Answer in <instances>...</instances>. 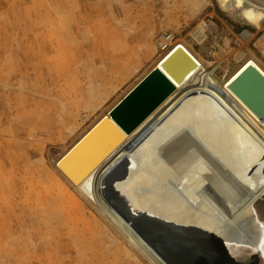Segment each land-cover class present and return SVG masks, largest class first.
<instances>
[{
  "label": "bare ground",
  "instance_id": "1",
  "mask_svg": "<svg viewBox=\"0 0 264 264\" xmlns=\"http://www.w3.org/2000/svg\"><path fill=\"white\" fill-rule=\"evenodd\" d=\"M54 5L53 17L61 22L52 27L53 17H41V30L54 53L53 64L62 67L70 62L67 51L75 48L70 39L79 30L75 23L63 26L66 1ZM232 8L234 15L263 32L256 43L262 61L251 52H236V67L226 71L223 81L213 75L221 62L212 70L194 64L187 77L165 74L158 64L152 65L58 156L50 170L35 164L32 155L39 151L32 146L55 132L37 125L10 127L14 143L8 141L5 150L0 146L1 176L7 172L21 185L12 203L5 199L2 224L14 219L17 227L14 231L9 222L2 228L3 237L22 238L27 225L34 223L36 210L28 202L35 191L38 201L49 196L58 202L55 234L79 242L81 248L72 244L71 250L82 251L89 241L99 240L105 244L103 254L116 251L135 264H264V84L254 73L264 78V0H233ZM46 23H51L48 29ZM160 38L157 47L167 52L175 40L160 44ZM163 44L167 49L161 51ZM176 53L182 56L180 49ZM222 58L228 60L226 54ZM89 65L82 63L75 74ZM105 73L104 69L94 79L82 75L93 104L99 99L95 91L105 89L118 74ZM145 76L148 81L137 87L141 92L148 84L138 99L145 102L143 115L128 126L121 122L120 115L136 100L135 90L110 117L113 107ZM70 220L72 228H66ZM58 243L55 246L61 249Z\"/></svg>",
  "mask_w": 264,
  "mask_h": 264
},
{
  "label": "rangeland",
  "instance_id": "2",
  "mask_svg": "<svg viewBox=\"0 0 264 264\" xmlns=\"http://www.w3.org/2000/svg\"><path fill=\"white\" fill-rule=\"evenodd\" d=\"M55 1L58 0H0V126L3 127L0 146L6 149L8 141L14 143L10 127L37 125L40 130L55 132L49 139L41 138L32 146L38 148L39 152L32 156L35 164L43 166V171L50 170L58 156L97 117L175 46L195 59L196 68L212 70L221 62L213 69L219 81L226 78L227 70L235 69L233 55L236 52H251L263 60L256 45L262 31L234 15L233 0H59L67 3L66 15L61 18L63 26L75 23L79 31L76 38L70 39L75 48L67 51V56L71 57L69 64L55 66L51 45L43 38L41 30L44 29L41 17L57 16ZM52 21L53 27L59 20L53 17ZM46 25L48 29L51 23ZM165 32L176 39L172 47L162 53L157 39ZM253 40H256V51L251 44ZM223 54L228 57L225 62H222ZM82 63L90 65L77 76L75 73ZM115 65L118 68H114ZM104 69L108 75L112 70L118 74L114 81L107 82L109 85L104 91H95L99 99L93 104L86 94L82 75L89 79L100 78ZM23 138L24 135L21 142ZM4 150H0V160ZM41 153L43 159L39 158ZM2 173L0 166V264H135L116 251L108 250L109 253L103 254L105 244L99 240L89 241L82 251L71 250L72 244L81 248L79 242H68L65 234L59 233V237L55 234V223L60 221L56 210L58 202L50 200L49 196L38 201L35 191L30 192L28 202L36 210L34 223L22 230V238L3 237L2 228L13 224L15 231L17 227L14 219L8 221L10 224H2V221L3 214L7 215L5 199L12 203L13 194L21 183L18 177L13 178L7 172L2 177ZM20 200L22 203L23 199ZM65 226L72 228V220ZM57 242L61 249L56 248Z\"/></svg>",
  "mask_w": 264,
  "mask_h": 264
},
{
  "label": "water",
  "instance_id": "3",
  "mask_svg": "<svg viewBox=\"0 0 264 264\" xmlns=\"http://www.w3.org/2000/svg\"><path fill=\"white\" fill-rule=\"evenodd\" d=\"M180 46H175L167 55H165L163 57V59L158 63L157 65V69H160L161 71H163V73L165 74H170L175 76L178 75L179 77L181 76H185L187 77L189 74H191L194 70H192V66L195 64L196 66H198V63L195 61V59L187 52L185 51L183 48H179ZM177 49H180L182 52V56L180 54H177L176 51ZM175 55V56H174ZM177 55V56H176ZM173 57V58H172ZM250 69V68H249ZM176 70V71H175ZM253 69H251L250 71H252ZM254 72V71H252ZM255 73V77L259 78V80L264 84V78L261 77V75L258 72H254ZM148 76H145L127 95L124 96V98L122 100H120L114 107L113 109L109 112L110 117H112L113 113L112 111H114V109H117L118 107H120V105H122V101H124V99H127V97H129L135 90H137L139 85H142V83H145V81L147 80ZM184 77V78H185ZM148 81V80H147ZM141 87V86H140ZM144 87L141 92L142 94H140L141 92H138L137 90V96H136V100L133 102V104H129L130 106H128L125 109V112L122 115H120L121 118V122H123V124L126 126L131 125L133 123H136L137 120L140 118L139 116L143 115L144 111L142 110V106L144 105L145 102H140V100H138L141 96L144 95L145 89L148 88V84H144ZM238 89V90H237ZM241 87L240 85H236L235 84V90L237 92H242V90H240ZM255 97V96H254ZM149 106H147L148 108ZM258 115V114H257ZM261 116V115H260ZM119 116H117L116 119H118V121L120 122ZM124 121L126 123H124ZM120 122V123H121ZM118 125V123H116ZM97 127L94 126L89 132H87L68 152L67 154L70 153V151H72V149H74L77 145H79L81 143V141H83L85 139V137H87L89 135V133H91V131H93V129H95ZM95 131V130H94ZM93 133V132H92ZM67 154H65L64 156H66ZM62 156V157H64Z\"/></svg>",
  "mask_w": 264,
  "mask_h": 264
},
{
  "label": "built area",
  "instance_id": "4",
  "mask_svg": "<svg viewBox=\"0 0 264 264\" xmlns=\"http://www.w3.org/2000/svg\"><path fill=\"white\" fill-rule=\"evenodd\" d=\"M171 33H169V32H165V33H162V36H161V43L160 44H162V42L164 41V40H166V41H174V39H176V38H174V36L172 35ZM262 35H263V32H262ZM261 35V36H262ZM255 43H256V40H253V42L251 43L252 44V47L255 49V51L257 50V47L255 46ZM166 45L167 44H163V46L161 45V47H160V49H161V51H164V50H166L167 48H166ZM259 50V49H258ZM259 52H260V50H259ZM262 56H263V54H261Z\"/></svg>",
  "mask_w": 264,
  "mask_h": 264
}]
</instances>
